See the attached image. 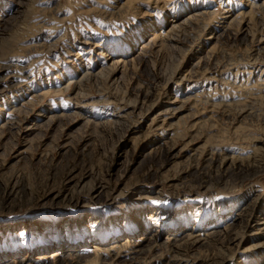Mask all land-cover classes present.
I'll use <instances>...</instances> for the list:
<instances>
[{
    "label": "rangeland",
    "instance_id": "obj_1",
    "mask_svg": "<svg viewBox=\"0 0 264 264\" xmlns=\"http://www.w3.org/2000/svg\"><path fill=\"white\" fill-rule=\"evenodd\" d=\"M0 264H264V0H0Z\"/></svg>",
    "mask_w": 264,
    "mask_h": 264
},
{
    "label": "bare ground",
    "instance_id": "obj_2",
    "mask_svg": "<svg viewBox=\"0 0 264 264\" xmlns=\"http://www.w3.org/2000/svg\"><path fill=\"white\" fill-rule=\"evenodd\" d=\"M169 39H170V37H169ZM156 201V203L155 204H161V200L158 198L157 200H155ZM247 206H248V204H247ZM107 212V210L105 211V213ZM93 221V220H92ZM98 222V220H94L92 223L94 224V223H97ZM95 225H93V227H94ZM91 229H92V227H91ZM93 230V229H92ZM94 232V231H93ZM68 235H70V234H68ZM212 235H208L207 237L209 238V237H211ZM76 239V238H75ZM187 239L188 240H190L189 242H191V241H193L192 243H196L197 241H199V239L197 238V236H191V235H189V236H187ZM69 240H74V239H71V238H69ZM192 243H190V244H192ZM214 260H216L215 258H214Z\"/></svg>",
    "mask_w": 264,
    "mask_h": 264
}]
</instances>
